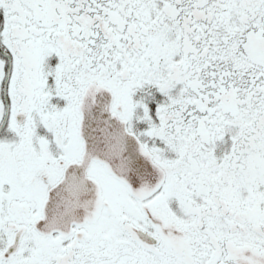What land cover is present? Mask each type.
Returning <instances> with one entry per match:
<instances>
[{
	"label": "snow or ice",
	"instance_id": "obj_1",
	"mask_svg": "<svg viewBox=\"0 0 264 264\" xmlns=\"http://www.w3.org/2000/svg\"><path fill=\"white\" fill-rule=\"evenodd\" d=\"M0 264H264V0H0Z\"/></svg>",
	"mask_w": 264,
	"mask_h": 264
}]
</instances>
